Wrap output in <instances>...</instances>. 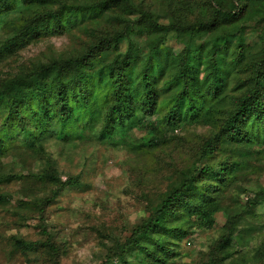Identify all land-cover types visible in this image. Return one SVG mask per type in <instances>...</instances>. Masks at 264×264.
<instances>
[{
    "label": "trees",
    "instance_id": "obj_1",
    "mask_svg": "<svg viewBox=\"0 0 264 264\" xmlns=\"http://www.w3.org/2000/svg\"><path fill=\"white\" fill-rule=\"evenodd\" d=\"M75 1L0 0V16L24 7L8 26L15 36L1 47L0 65L32 42L81 34L86 21L93 23L74 54L26 63L0 77V159L12 150L7 136L18 133L29 137L33 149L52 134L66 143L95 139L146 153L165 146L167 133L183 124L209 128L185 179L101 263L170 264L191 228L214 225L245 159L264 146V28L253 30V41L243 25L257 17L264 21V0H170L164 13L155 11L153 0ZM100 18L110 26L94 24ZM135 35L145 39L146 58L132 56ZM42 180L59 191L79 184L52 172ZM11 202L0 194V205ZM42 234L41 242L16 243L60 264V249L45 225ZM232 234L220 241L221 252ZM228 259L210 255L208 264Z\"/></svg>",
    "mask_w": 264,
    "mask_h": 264
},
{
    "label": "rangeland",
    "instance_id": "obj_2",
    "mask_svg": "<svg viewBox=\"0 0 264 264\" xmlns=\"http://www.w3.org/2000/svg\"><path fill=\"white\" fill-rule=\"evenodd\" d=\"M169 1L153 0L155 11L164 13ZM23 10L19 5L16 11L0 16V49L15 36L8 26ZM91 21H86L81 34L32 42L2 62L0 77L26 63L74 54L79 38L87 37ZM102 25L110 26L106 21ZM243 25L249 39L257 41L253 30L263 29L264 21L257 17ZM71 31L78 33V29ZM132 40V56L146 58L149 50L145 39L135 35ZM123 48L127 49V43ZM154 119L159 123L158 116ZM210 132L206 127L183 124L173 134L167 133L165 146L146 153H133L124 144L113 146L95 139L66 143L52 134L36 144L40 149H33L27 135L7 136L12 150L0 159V194L11 196L12 202L0 205V264H51L42 251L25 253L16 243L41 242L46 238L44 225L60 249V264H101L119 241L147 220L151 208L185 179ZM51 172L62 182L72 179L79 184L59 191L42 180ZM7 178L12 180L3 182ZM56 192L54 200L39 212L43 201ZM259 194L264 195V146L254 147L245 159L236 181L225 192L223 211L215 217L214 225L191 228L190 236L180 244L179 256L170 264H208L210 255L221 258L225 254L229 259L224 264H264V198L257 200ZM254 200L257 203L252 204ZM228 231L233 233L232 242L223 253L220 241Z\"/></svg>",
    "mask_w": 264,
    "mask_h": 264
}]
</instances>
